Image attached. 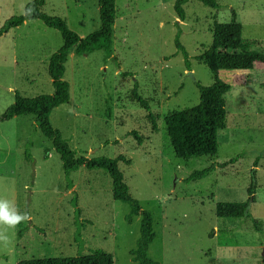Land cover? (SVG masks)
Wrapping results in <instances>:
<instances>
[{
	"label": "rangeland",
	"instance_id": "374dc122",
	"mask_svg": "<svg viewBox=\"0 0 264 264\" xmlns=\"http://www.w3.org/2000/svg\"><path fill=\"white\" fill-rule=\"evenodd\" d=\"M30 1L0 0V29L23 15ZM175 1L115 0L112 57L105 60L102 50L68 56L63 80L70 99L53 110L50 123L77 156L129 160V165L118 162V168L130 195L152 217L151 260L264 264V72L212 73L196 60L211 45L213 24L229 23L232 11L246 41L254 20L264 21V0H217L215 10L189 0L184 21L174 12ZM255 5L259 11L252 14ZM41 12L61 18L80 38L100 28L98 0H45ZM176 40L187 53L188 68ZM61 46L59 32L39 20L0 36V119L17 96L52 95L47 64ZM196 83L222 86L226 128L218 132L214 157L184 161L175 157L163 119L168 112L198 105ZM229 160L235 161L226 164ZM210 166L215 169L208 176L187 181ZM251 183L255 192L249 197ZM0 200L29 216L14 229L0 225L7 237L0 240V264L65 259L94 250L112 255L113 264H135L129 253L139 238L141 218L127 222L130 209L113 200L104 171L81 167L65 178L59 155L33 116L0 120ZM245 202L252 217L262 221L260 233L237 229L246 222L216 218V204Z\"/></svg>",
	"mask_w": 264,
	"mask_h": 264
},
{
	"label": "trees",
	"instance_id": "16d2710c",
	"mask_svg": "<svg viewBox=\"0 0 264 264\" xmlns=\"http://www.w3.org/2000/svg\"><path fill=\"white\" fill-rule=\"evenodd\" d=\"M188 1L176 0L174 3L173 9L179 21L185 19L183 6ZM199 1L204 6L214 10L218 9L217 0ZM44 4L45 0H31L25 5L23 15L12 17L5 22L0 29V36L11 29L20 27L25 22L35 20H39L47 28L59 32L62 46L49 58L47 64V73L51 79L53 93L52 95H42L32 99L17 96L14 105L8 109L0 120L8 121L15 117L33 116L40 133L51 141L53 149L59 155L65 178H68L72 172L81 167L87 170L104 171L111 180L113 200L126 204L130 209V213L126 217L127 222L131 224L133 217L141 218L139 238L136 241L135 248L129 253L132 262L135 264H160L148 257V248L155 238L152 217L148 212L142 210L138 201L130 195L123 174L118 168V162L129 165V160L123 156L115 159L107 157L87 159L83 156H77L76 152L62 138L61 133L53 129L50 123V115L53 110L67 104L70 99L69 85L63 80L68 56L73 54L76 57H81L102 50L105 60L112 57V35L116 14L115 0H98L100 28L85 38H80L75 32L71 31L61 18L42 13L41 8ZM210 32L212 36L211 45L196 59L210 72L215 73L221 70L252 71L256 65L264 64V53L254 54L241 51L243 47L242 26L237 23L234 11H232L229 23H214ZM176 47L182 54L188 68L187 53L177 40ZM195 86L199 93L198 105L189 109L168 112L163 119L165 132L174 155L184 161L198 157H214L218 149V132L226 128V104L219 95L222 86L213 84L204 87L198 83ZM154 119L156 117L150 116L151 121ZM44 156L47 158V151H45ZM25 157L28 160V150L25 151ZM234 161L229 160L226 164ZM253 167H257L255 163ZM214 169L213 166H210L202 171H196L187 181L202 179L213 172ZM254 192V183H251L247 189L249 197H252ZM253 201L254 198L251 202ZM249 207V202L218 203L215 206V215L218 221L222 222L232 224L240 221L246 222L244 228L239 226L237 229H250L260 233L263 229L262 221L252 217ZM75 213L78 216L79 210H76ZM234 229L236 228L234 227ZM220 230L224 232L225 227L221 226ZM22 233L23 231L19 230L18 236L20 237ZM17 264H113V257L102 250H94L84 256L65 259H31Z\"/></svg>",
	"mask_w": 264,
	"mask_h": 264
},
{
	"label": "crops",
	"instance_id": "0c3cea01",
	"mask_svg": "<svg viewBox=\"0 0 264 264\" xmlns=\"http://www.w3.org/2000/svg\"><path fill=\"white\" fill-rule=\"evenodd\" d=\"M258 7L259 6H256V5L253 6L252 14L259 11ZM261 21L262 20H260V19L254 20L252 33H250L248 35V38L246 41L242 40V42H243V47L241 48L242 52L252 53L251 50L253 48H263V50L260 49L261 50L260 53H264V41L262 40L263 35H264V28H263V26H261V23L264 24V21H262V22ZM262 28H263V30H262ZM262 31H263V33H262ZM243 33H244V28L242 27V35H243ZM254 54H258V53H254ZM255 70H259L260 72H264V64H258V66L256 65L255 68L253 69V71H255Z\"/></svg>",
	"mask_w": 264,
	"mask_h": 264
},
{
	"label": "clouds",
	"instance_id": "9594fccd",
	"mask_svg": "<svg viewBox=\"0 0 264 264\" xmlns=\"http://www.w3.org/2000/svg\"><path fill=\"white\" fill-rule=\"evenodd\" d=\"M28 219V214H21L14 204L7 200H0V225L14 229ZM0 240L7 241V237L2 232H0Z\"/></svg>",
	"mask_w": 264,
	"mask_h": 264
}]
</instances>
